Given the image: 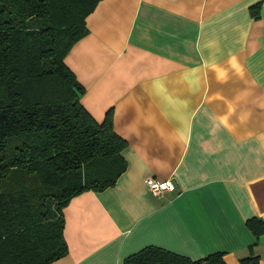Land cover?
<instances>
[{
    "label": "crops",
    "instance_id": "0c3cea01",
    "mask_svg": "<svg viewBox=\"0 0 264 264\" xmlns=\"http://www.w3.org/2000/svg\"><path fill=\"white\" fill-rule=\"evenodd\" d=\"M65 61L98 121L112 110L127 168L64 208L68 254L50 264H124L146 246L227 264L264 234V0H101ZM172 180L155 196L146 181Z\"/></svg>",
    "mask_w": 264,
    "mask_h": 264
},
{
    "label": "trees",
    "instance_id": "16d2710c",
    "mask_svg": "<svg viewBox=\"0 0 264 264\" xmlns=\"http://www.w3.org/2000/svg\"><path fill=\"white\" fill-rule=\"evenodd\" d=\"M101 0H0V264H50L68 254L64 208L113 186L127 168V142L112 110L96 120L65 58L89 33ZM264 234V221L246 222ZM259 264V256L241 259ZM124 264H227L146 246Z\"/></svg>",
    "mask_w": 264,
    "mask_h": 264
},
{
    "label": "built area",
    "instance_id": "2783aa9c",
    "mask_svg": "<svg viewBox=\"0 0 264 264\" xmlns=\"http://www.w3.org/2000/svg\"><path fill=\"white\" fill-rule=\"evenodd\" d=\"M148 190L155 196L162 197L167 192L175 191V185L172 180H158L150 177L146 181Z\"/></svg>",
    "mask_w": 264,
    "mask_h": 264
}]
</instances>
